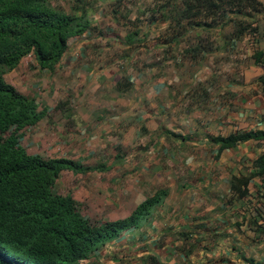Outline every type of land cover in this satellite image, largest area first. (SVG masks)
I'll return each instance as SVG.
<instances>
[{
  "label": "crops",
  "instance_id": "crops-1",
  "mask_svg": "<svg viewBox=\"0 0 264 264\" xmlns=\"http://www.w3.org/2000/svg\"><path fill=\"white\" fill-rule=\"evenodd\" d=\"M90 33L71 39L68 50L53 70L39 69L35 58L28 55L7 72L18 77L16 84L8 81L7 73L4 78L20 93L35 97L40 109L48 108L47 117L26 128L31 132L30 141L23 132L21 145L29 153L106 167L79 174L64 170L55 184L63 173H67L69 179L85 175L89 181L96 180L92 185L105 190V205L124 211L125 206L135 200L132 189H145L148 184L150 187L160 181L161 165H154V171H151L147 160L141 161L144 146L137 141L146 136L157 138V150L152 157L158 162L162 153H169L163 145L164 140H174V144L181 146L190 136L199 135L200 129L198 126L191 131H182L181 125L169 122L171 106L165 78L150 71L118 76L113 74V69L97 67L91 53L84 48L85 41H80ZM75 45L78 47L73 51ZM256 47L264 50V38ZM255 65L263 69L254 84L256 90L244 89L238 96L239 110L233 113L225 106V115L215 117L210 124L211 131L216 132L204 130L199 138L212 146L214 163L240 145L251 143L254 148L248 147L240 157L245 158L237 165L219 168L216 164H208L203 169L198 165L183 182L173 176L169 184L158 186L157 189L165 188L167 195L143 226L122 232L83 264H151L150 256L155 257L157 264H251L247 259L253 260V264H264V239L253 240L255 232L248 231L246 224L240 228L235 226L243 215H248L247 201L231 191L232 178L248 174L252 160L264 151V143L248 141L219 153L218 146L211 141V136L264 130V90L260 83L264 66ZM123 81L129 82L128 86L121 85ZM59 103L64 107L57 109ZM226 127L232 129L228 134L220 130ZM249 153L253 156L248 157ZM169 156L172 158L171 153ZM89 181L86 182L88 188ZM260 186L261 179L257 177L250 185L248 198L255 201L254 195ZM114 189L118 190L112 197L111 190ZM67 193L78 200L75 194ZM186 193L189 196H185ZM148 196L135 201L124 214L113 213L115 215L110 216L109 221L129 216ZM181 201L187 205L182 207Z\"/></svg>",
  "mask_w": 264,
  "mask_h": 264
},
{
  "label": "trees",
  "instance_id": "trees-1",
  "mask_svg": "<svg viewBox=\"0 0 264 264\" xmlns=\"http://www.w3.org/2000/svg\"><path fill=\"white\" fill-rule=\"evenodd\" d=\"M146 8L151 24H165L160 45L166 50L185 41V54L191 59L209 54L212 43L201 37L195 43L186 38L197 30L213 34L218 42L224 39V46L249 36L254 39V63L264 66V50L256 47L264 38L261 0H152ZM88 15L82 6L66 12L48 0H0V264H83L122 232L143 226L167 195L165 188H159L129 216L94 221L81 213L71 194L56 193L53 187L64 170L79 174L106 167L31 154L21 145L24 130L47 117L48 108L40 109L35 97L20 93L4 75L28 55L35 58L39 69L53 70L71 39L96 29ZM112 16L117 21L120 16L128 20V15L118 10H113ZM227 27L231 28L230 41L221 34ZM140 32L136 27L124 44L140 46L147 37L143 32L140 37ZM260 83L264 90V76ZM120 84L126 87L129 82ZM63 107L59 103L56 108ZM211 141L221 153L248 141L264 143V130L211 136ZM257 177L261 186L253 201L248 196ZM231 191L247 201L248 215L235 226L246 224L248 231L255 232L253 240L264 239V151L252 160L248 174L232 178ZM149 259L157 264L154 256Z\"/></svg>",
  "mask_w": 264,
  "mask_h": 264
},
{
  "label": "rangeland",
  "instance_id": "rangeland-1",
  "mask_svg": "<svg viewBox=\"0 0 264 264\" xmlns=\"http://www.w3.org/2000/svg\"><path fill=\"white\" fill-rule=\"evenodd\" d=\"M48 1L66 12H71L72 9L80 6L87 10L96 29L80 41H85L84 48L91 53L92 61L97 67L113 69V74L118 76L124 73L143 72L145 74L150 71L159 78H165L169 89L168 104L171 106L169 122L181 125L182 131H191L198 126L200 129L199 135L190 136L184 140V143H181V146L174 144V140H164L163 145H166L169 153H162L161 160L158 162H154L152 155L157 150L159 140L154 136L149 138L146 136L137 141L138 144L140 143L139 145L144 146L141 151L143 154L140 156L141 161L147 160L151 171H154V165H161L158 179L160 181L150 187L148 184L145 189H132L135 200L132 204L126 205L124 211L123 209L117 211L112 205L104 204L107 200L104 196L105 190L92 185L96 182L95 179L89 181L85 175H77L76 178L69 179L67 173H63L60 176L61 180L55 184L54 191L61 194L65 192L75 194L78 198L79 210L83 215L94 221H109V217L115 215L113 213L120 212L119 215L126 213L132 208L135 201L143 196H148L161 184H169L173 176H177V180L180 179L183 182L189 173L190 176L192 175L190 171L197 170L198 165L201 169L208 164H216L219 168L223 165H237L245 158L243 156L240 158L245 150H248V147L254 148L251 143L240 145L231 153H224L220 160L214 163L211 155L212 146L203 139H199L204 130L216 132L211 131L210 124L215 117L217 119L225 115V106H228L233 113L239 110L238 96L244 92V89L251 92L256 90L254 84L263 69L254 64L252 54L255 46L252 37L246 36L235 42L234 45L224 46V39L218 42L217 37L215 38L213 34L201 30L193 31L186 37L187 39H191L195 43L197 37H201L212 43L213 49L202 58L191 59L185 54L187 47L185 41L175 44L168 50L160 45L165 24L154 25L149 22L150 14L146 7L152 3V0ZM113 10L127 14L128 20L121 16L118 21L115 20L112 16ZM136 27L141 29L140 37H143L141 36L142 32L146 33L147 37L144 38V42L140 46L129 48L124 44V39L130 32L135 31ZM230 31L229 27L222 30L221 34L223 38L225 37V41H230L228 40ZM77 47L78 45H75L72 50H77ZM6 77L13 83L18 78L11 73H7ZM174 110L176 112H173ZM220 130L224 134H228L232 129L226 127L220 128ZM24 132L30 141V130L26 129ZM25 145H27V141L24 142ZM262 148L263 146L260 149ZM28 150L31 152L30 146ZM170 153L172 158L169 156ZM251 156L253 153H249L248 157ZM140 165L138 164V166ZM171 168H173L172 171H170ZM87 181H89L90 188L86 186ZM114 190H111L112 197L115 196L118 189ZM139 190H143V192L140 193ZM185 196H189V194L186 193ZM192 198H195L194 195ZM186 205L183 203L182 207ZM243 229L245 228L243 227ZM232 231L234 230L232 229Z\"/></svg>",
  "mask_w": 264,
  "mask_h": 264
}]
</instances>
